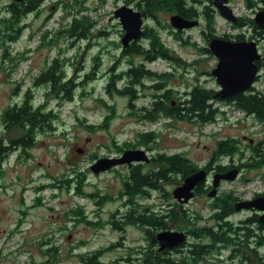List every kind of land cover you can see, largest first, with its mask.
<instances>
[{
	"label": "rangeland",
	"instance_id": "rangeland-1",
	"mask_svg": "<svg viewBox=\"0 0 264 264\" xmlns=\"http://www.w3.org/2000/svg\"><path fill=\"white\" fill-rule=\"evenodd\" d=\"M10 1L0 0V53L9 52L15 68L6 71L0 58V115L8 106L21 102L24 92L30 88L35 104L50 108L56 114V119L52 123L55 130L38 132L33 145L25 150L15 148L2 162L0 264L40 262L46 259L55 264H82L78 255L97 249L102 251L100 260L105 264H134L141 257L144 258L139 252L141 248H148L149 234L138 224L125 223L122 230L111 224L112 220H119L126 209L125 198L119 196V191L128 167H114L101 174L90 170V165L97 158L116 155L120 147L129 148L124 146L125 142L137 145L138 132L147 127L149 130L151 126L133 117L131 112L136 109L129 107L126 95L113 92L109 96L105 91L112 73L109 71L111 66H115L113 72L118 73L128 66V60L134 64L142 60L137 55L120 56L119 28L113 26L115 22L111 12L117 3L124 0H42L34 13L18 21L16 29L23 23L27 27L22 26L17 38L12 41L3 34V19L9 17L6 7ZM228 1L236 16L253 18L256 11L262 9L260 3L249 8L245 0ZM209 4L206 0L195 1L199 24L188 33L189 38L178 40L168 33L159 32L174 59L145 63L156 71L170 74L166 76L173 90L172 99H182L183 92L188 91L194 83L214 90L219 88L211 74L217 58L202 49L207 47L208 40L212 38H206L209 29L202 14L203 7ZM73 16H87L92 21V35L89 38H73L67 34L65 29ZM159 18L168 22L164 12L159 14ZM213 27L215 36L226 34L233 40L232 35L244 32V40H254L264 55V38H250V27H234L217 11ZM98 30L107 33L98 34ZM142 42L146 43L145 40ZM54 59H57L64 78L75 84L70 100H62L61 92H54L47 83L34 84L37 76ZM93 65L95 73L89 80L86 74L91 73ZM263 76L264 69H260L259 79L254 82V86L262 88ZM121 84L122 81L118 80L116 87L119 88ZM145 92L147 96L136 99V107L149 103L150 93L148 90ZM214 105L228 109L229 113L219 116L209 127L194 121L172 119L165 122L161 119L162 129L158 130L160 133L149 145L152 153L168 155L183 149L188 158L197 165H203L211 157L217 141L228 137L240 140L245 157L251 154L247 144L261 141L264 152V124L250 117L235 121L236 117L242 118L241 112H232L228 103L214 102ZM226 117L229 118L226 120ZM3 131L0 124V138L7 141L14 140L21 133L17 128ZM249 138H253L252 143ZM78 149L82 152H78ZM219 160L224 164L231 162L228 157ZM242 161L244 159L239 160L238 155L232 156L233 164ZM153 167V163L144 164L146 170ZM212 174L209 175V181ZM246 178L247 181H244ZM159 184L163 190H152L147 198L138 197L136 202L153 208V212H159L164 206L171 207L175 201L172 190L178 183L162 181ZM218 190L221 193L232 192L238 200L264 192V164L242 167L238 178L221 182ZM164 192L168 193L169 199ZM211 202L212 197L205 192L194 196L176 208L178 211L185 210L189 220L167 219L166 227L157 231L172 229L186 232L191 226L214 224L215 221L210 217L213 211ZM196 214L199 215L197 219ZM253 214L258 213L253 209L235 210L227 219L236 226ZM250 227L254 234L260 233L256 224L252 223ZM186 241L191 242L192 237L188 235ZM255 241V237H249V246H256ZM54 247L55 251L45 252ZM228 254L229 248L214 250L195 264L228 263ZM126 258H130V261H125Z\"/></svg>",
	"mask_w": 264,
	"mask_h": 264
},
{
	"label": "trees",
	"instance_id": "trees-1",
	"mask_svg": "<svg viewBox=\"0 0 264 264\" xmlns=\"http://www.w3.org/2000/svg\"><path fill=\"white\" fill-rule=\"evenodd\" d=\"M42 0H29L26 2L24 7H12L9 9V17L3 19L4 28L3 34L6 35L7 40H14L19 34L21 26L18 25V21L22 19L25 13L32 12L35 10ZM209 3H211L210 0ZM246 6L249 8L255 7L257 4H261L264 9V0H245ZM138 5L142 6V9L147 14H151L160 9H170L180 12L186 15L189 11L185 8L183 11V4L181 0H141L137 2ZM212 5V4H211ZM205 5L202 10V14L205 18L206 27L209 29V33L205 34L206 37H214V15L216 14L213 6ZM195 16L197 10L195 7ZM87 16L79 18L73 16L70 24L66 27L65 31L68 35L73 38H79V34L88 31L92 26V21L88 20ZM234 27H250L251 35L250 38L263 37V32L256 26L253 18L238 16L237 21L233 23ZM8 29L12 31L7 32ZM17 30V32L15 31ZM61 31V30H60ZM224 39H230L226 34H223ZM234 40H244V32H239L232 35ZM4 40V39H3ZM2 40V41H3ZM5 41V40H4ZM203 51L210 53L207 47L202 48ZM130 50L131 53H142L147 60L156 59L157 57L165 59H174L169 48L166 47L164 42L161 40L157 33H151L150 38L145 42L132 43L123 51ZM259 70L264 69V55L257 61ZM165 80H167L164 74ZM119 77V75L117 76ZM116 75L112 74L109 82L106 85L105 91L109 96H112L113 92L121 95H126L129 101L135 94L133 87L116 88ZM259 77L255 78V81ZM262 88L251 86L248 90L237 93L231 98L220 99L215 97V90L212 88L205 87L202 84L194 83L190 85L188 91H184L185 95L183 100H179L176 105H171L167 101H156L153 104V109H148L145 112L141 110L140 119H156L157 113L161 110L165 116H169L173 119L194 121L198 123L212 122L215 120L219 112V108L214 105V102L229 103L234 107L243 110L246 114L252 115L255 120L264 124V76L261 79ZM47 83L54 92H61L60 98L62 100H70L73 95L74 83L71 80L64 78L63 72L58 67L57 59H54L48 67H46L35 79L34 84ZM105 103V102H104ZM109 107L112 106L107 104ZM56 119V114L49 108L47 109L42 104H35L30 88L24 92V97L21 102H15L11 106H8L3 110L0 115V124L3 127V132L10 131L11 129H20L21 133L14 140H5L0 138V170L2 162L7 158L9 153L15 148L20 147L25 150L27 147L33 145L35 142V136L38 132L43 130H55V126L52 125ZM91 128V126H88ZM156 133L153 131L138 132V138H136L137 145H132L129 142H125L124 146H138L140 144L147 145L148 142L154 141ZM248 148L251 149V154L247 157L244 155V149L241 147L240 140L238 138H224L220 139L216 143V147L212 152L211 157L206 161L204 168L206 170L214 169L216 171H225L230 167L236 166L241 169L242 167L260 166L264 164V152L261 148V141L257 144H247ZM124 147H120L122 150ZM238 155L239 160L243 161L234 165L232 162V156ZM228 157L231 162L224 164L220 158ZM156 165L148 169L146 172L140 170L139 166L131 167L126 177L123 179L122 188L119 191V196L125 198L126 209L122 213V217L119 220H112L111 224L115 228L123 229L125 223L138 224L146 227V232L150 236V242L148 248H141L140 255L144 258L138 259V262L134 264H195L197 260L202 257L209 255L212 251L220 250L228 246H243L249 247V237L255 236V243L260 246H255L252 249L250 256L246 253L245 248L238 251L236 247L231 248V256H236L237 261H230L228 264H264V222H260L258 214H253L247 217L239 225L233 226V224L227 219L228 216L233 213L234 202L238 200L237 196H234L232 192L219 193L212 198L210 207L213 209L211 218L215 221L214 224L208 226L192 227L186 232L192 237L191 242L185 241L183 249L177 247L172 249H165L162 251L157 250V242L155 239V231L166 227L167 219H187L188 215L185 210H177V207H181L177 202H172V206L162 209L159 212H153L148 206L140 205L136 202L138 197L144 198L149 196V192L152 190H163V186L159 184L162 181H174L180 183L182 179L191 173L198 170V165L188 158L183 152L173 154H157L154 158ZM157 179V180H156ZM244 181L247 180L243 179ZM69 181V179H67ZM54 185V184H52ZM201 186L197 189V193H203L206 189H202ZM76 189H79L78 187ZM165 195L169 199L167 192ZM91 195V194H89ZM264 195V194H263ZM199 217L196 214V219ZM252 223L256 224L257 229L260 231L259 234H254L251 231ZM243 238V239H241ZM204 239H207L205 241ZM240 244V245H239ZM263 252L260 253V249ZM54 248H48L45 252L55 251ZM101 250L97 249L91 253H81L79 258L82 264H105L100 260ZM125 261H130V258H126ZM20 264H55L51 260H44L40 262L30 261L23 262ZM221 264H224L221 262Z\"/></svg>",
	"mask_w": 264,
	"mask_h": 264
},
{
	"label": "water",
	"instance_id": "water-1",
	"mask_svg": "<svg viewBox=\"0 0 264 264\" xmlns=\"http://www.w3.org/2000/svg\"><path fill=\"white\" fill-rule=\"evenodd\" d=\"M211 2L222 17L230 22L237 21V17L229 6L228 0H211ZM114 16L119 18V22L124 30L120 44L125 49L130 45L131 41L141 35V13L130 6L123 5L115 10ZM253 20L264 34V9L256 11ZM170 23L173 27L181 29L196 26L199 21L197 19L188 20L178 14H173L170 16ZM207 47L217 58V63L211 70V74L219 86V89L215 92V97L220 99L231 98L237 93L246 91L253 86L258 74L257 61L262 58L254 40L236 41L212 37L208 41ZM77 151L82 152L81 149ZM145 160H148V157L143 149H127L120 156L97 158L90 165V170L95 174H99L120 164ZM237 174V168L214 173L212 177V188L208 192V196L213 197L216 194L217 187L221 181H232L236 178ZM206 177L207 171L202 168L186 176L172 190L174 200L180 204L186 203L193 197L194 187L203 182ZM234 209H255L260 212L258 217L259 221L264 222L263 195H258L249 200L237 201L234 204ZM186 237L187 234L181 230H160L155 234L157 250L162 251L177 247L185 242Z\"/></svg>",
	"mask_w": 264,
	"mask_h": 264
},
{
	"label": "flooded vegetation",
	"instance_id": "flooded-vegetation-1",
	"mask_svg": "<svg viewBox=\"0 0 264 264\" xmlns=\"http://www.w3.org/2000/svg\"><path fill=\"white\" fill-rule=\"evenodd\" d=\"M27 1H29V0H22V1H14V0H11L10 3L7 5L6 8L9 10L12 7H24L26 5V2ZM139 1H141V0H124V2H121L119 4L117 3V5L113 8V10L111 12V18L115 22L113 24V26L119 28L118 29V32H119V41L121 40V38H122V36L124 34V30H123V28H122V26H121V24L119 22V18L116 17V16H114V12H115V10L118 7L123 6V5L130 6L133 9L140 11L141 16H142L141 35L137 39H134L133 41H131L130 42V45L132 43H139V42H142L144 40L145 41L148 40L150 38L151 33H157L160 36V33L159 32H162V31L164 33H168L169 35H172V37L177 38L178 40H183V39H185V37L186 38H189L190 36H189L188 33L192 29H194L196 27V26H193V27H189V28H181V29H179V28L173 27L171 25V23H170V16L173 15V14H178V15H180V16L184 17L185 19H188V20H194V19H196V16L194 14V12H195V1L196 0H181L182 1V4H183V8H184L183 11L185 12V8H188V10H189L186 15H184L185 13L184 14H181L178 11L170 10L168 8H166V9H160V10H158L156 12L151 13V14H147L142 9V6L137 4V2H139ZM35 10H33L32 12L25 13L22 18H24L26 15H28L30 13H34ZM162 12H164L168 16V22H166V23H165V20L162 21L159 18V14L162 13ZM197 15H199V14H197ZM22 26L23 27H27L26 26V23H23L21 25V27ZM90 28L85 33L84 32L80 33L79 34V39H84L85 37L86 38L87 37L89 38L92 35L91 34V31L93 29V28H91V29ZM10 31H12V30L11 29H8L7 30V32H10ZM15 31L17 32L16 29H15ZM96 32L98 34H100V33H105L106 34L107 33V32H104L103 30H98ZM206 38L208 39V37H206ZM130 55H137V56L141 57L142 60L138 64H134L133 61L128 60V66L124 70H122V71H120L118 73L113 72L115 66H111L109 68V71L112 72L111 75L112 74H115L116 75V79H115L116 80V83H117L118 80H121L122 81V84L119 86V88H123V87H133L136 90L135 91V94L133 95V98L130 101H129V98H128L129 107H134L136 109L133 112H131V114L133 115V117H135V119H137L139 121L149 120V119H140L139 118L140 115H141L140 112H141V110L143 112H145L148 109H153L154 102H156L158 100L159 101H167L171 105H176V103L179 100H183V98L182 99H178V100L172 99L171 94L173 93V90H172V87L170 85H168L169 79L166 78L167 80H165V75H164V74H166L165 71H156V70L152 69L150 66H146L145 65L146 62L147 63H153V61L155 59L147 60V57H145L142 53L133 54V53H131L130 50L129 51L128 50H126V51L124 50L123 51V49H122V51L120 52V56L121 57H130ZM0 58L2 59V66L4 68L6 66V68H5L6 71H12L15 68V65H14V62H13V57L9 54V52H7V51L1 52L0 53ZM94 58H97V56L94 57ZM6 61H8L9 63H7ZM4 63H6L7 65H5ZM95 69H96L95 68V65H93L91 67V73L90 74H86V78L87 79L90 80V79L93 78V75L95 73ZM111 75H110V77H111ZM118 75H119V77H117ZM110 77H109V80H110ZM109 80H108V82H109ZM34 83H35V80H34ZM107 83H106V85H107ZM116 83H115V85H116ZM106 85H105V88H106ZM16 88H18V87H16ZM145 90H148L149 93H150V101H149V103L142 104V105L136 107L135 104H134L135 101H136V99L139 96H143V97L147 96V93L145 92ZM182 95H183L182 97H184L185 93L183 92ZM163 118L170 119V120L173 119V118H171L169 116H165L163 114V112L160 110L159 113H157L156 119H153V120L154 121L155 120H161ZM245 138L246 137L244 136V139ZM154 140H155V138H154ZM153 142L154 141H150V142L147 143V145L140 144L138 146H129V148H127V149H143L146 152V155L148 157V160H145V161H136V162L126 163V164H120L118 166L126 165L128 167V170L131 167L139 166L140 167V170H142L143 172H146L147 171L146 169H144V164H152L153 163V165L155 166L156 165V162L154 161V158L156 157V155L158 153H156V154L152 153V150L149 147L150 143H153ZM141 146H143V147H141ZM125 150L126 149L123 148L116 155H113V156H119ZM110 156L111 155H108L107 157H110ZM118 166H116V167H118ZM113 168L114 167H112L111 170H113ZM210 173H213V171H209V174ZM201 185H202V187H201L202 189H206V191H205L206 194H208V192L211 190V184H210V182H208L207 184L206 183H203V182L202 183H199L193 189V197L198 195L197 189ZM217 193L218 194L221 193V192H219L218 188H217ZM263 194H264V192H263ZM139 198H141V197H139ZM150 209L153 210V208H150ZM143 228L146 231V227H143ZM253 237H255V236H253ZM256 246H260V245H256ZM232 247H236V249L238 251H240L241 249L245 248L246 253L250 256V254L253 252L251 248H253L255 246H249V247H246V246H228V247L222 248V249L229 248V254L227 255V259H229V261H233L234 262V260L237 259L236 256H238V254L236 253L235 256H231V257L229 256V255H231V248ZM177 248L178 249H183L184 246H178Z\"/></svg>",
	"mask_w": 264,
	"mask_h": 264
},
{
	"label": "built area",
	"instance_id": "built-area-1",
	"mask_svg": "<svg viewBox=\"0 0 264 264\" xmlns=\"http://www.w3.org/2000/svg\"><path fill=\"white\" fill-rule=\"evenodd\" d=\"M205 126H206V127H209V124H206Z\"/></svg>",
	"mask_w": 264,
	"mask_h": 264
},
{
	"label": "bare ground",
	"instance_id": "bare-ground-1",
	"mask_svg": "<svg viewBox=\"0 0 264 264\" xmlns=\"http://www.w3.org/2000/svg\"><path fill=\"white\" fill-rule=\"evenodd\" d=\"M250 217V216H249Z\"/></svg>",
	"mask_w": 264,
	"mask_h": 264
}]
</instances>
